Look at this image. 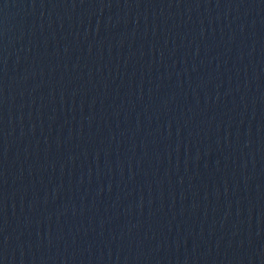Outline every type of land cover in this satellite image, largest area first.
Segmentation results:
<instances>
[{
	"label": "water",
	"instance_id": "1",
	"mask_svg": "<svg viewBox=\"0 0 264 264\" xmlns=\"http://www.w3.org/2000/svg\"><path fill=\"white\" fill-rule=\"evenodd\" d=\"M0 264H264V0H0Z\"/></svg>",
	"mask_w": 264,
	"mask_h": 264
}]
</instances>
